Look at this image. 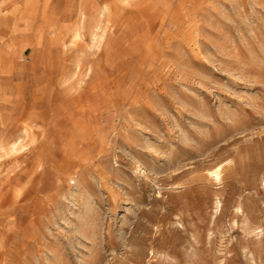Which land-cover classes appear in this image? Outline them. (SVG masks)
Instances as JSON below:
<instances>
[{
    "label": "rangeland",
    "instance_id": "1",
    "mask_svg": "<svg viewBox=\"0 0 264 264\" xmlns=\"http://www.w3.org/2000/svg\"><path fill=\"white\" fill-rule=\"evenodd\" d=\"M0 1V139L17 144L0 264H264V0H124L98 50L54 30L22 52L43 0L29 23ZM49 3L73 23L80 0Z\"/></svg>",
    "mask_w": 264,
    "mask_h": 264
},
{
    "label": "bare ground",
    "instance_id": "2",
    "mask_svg": "<svg viewBox=\"0 0 264 264\" xmlns=\"http://www.w3.org/2000/svg\"><path fill=\"white\" fill-rule=\"evenodd\" d=\"M20 1V0H19ZM23 1V0H22ZM51 0H43V6H42V9H41V11L43 12L42 13V19H43V24L42 25H38V26H34L33 25V23L32 24H30L31 26H28V27H25V29H23L22 31H21V34H22V42H24V43H22L23 45H21V47H20V51L22 52V50L24 49V47H26V46H29V45H31L32 47H38V46H40V44H41V42H42V39L43 38H45L46 37V35H48L49 34V32L50 31H52V32H54V30L55 31H57V38L59 39V40H64L67 36H69L71 39H72V41H74V40H80L82 37H84V36H86V34L89 36V38H90V40L93 42V45H94V47H96V49L100 46V41H101V37H102V30H103V28H104V24H105V22L106 21H108L109 19H113V26H115V27H119V26H121L122 24H123V22H124V20H126V19H124V18H126V16L123 14V13H120V11H119V6H123V7H127V3L126 2H124V0H80V6H78L77 7V9L75 10V15H73V18H74V21H73V23H71V24H57V22L54 20V22H50L51 20H50V17H48V15H47V12L49 11V10H47V8H48V4H50L49 2H50ZM135 1V0H134ZM154 1V0H153ZM164 1V0H163ZM1 2V1H0ZM15 2V1H14ZM13 2V3H14ZM18 2V1H17ZM155 2V1H154ZM153 3V2H152ZM123 4V5H122ZM158 4V3H157ZM125 5V6H124ZM155 5H156V3H155ZM159 5V4H158ZM158 5H156V6H158ZM55 6V5H54ZM76 6V5H75ZM136 6V5H135ZM16 7V6H15ZM14 7V8H15ZM17 7H18V5H17ZM22 7V6H21ZM38 7H39V0H24V9H25V12H24V16H25V18H26V20H28V23L29 22H33V20L35 19V17H36V10L38 9ZM56 7V6H55ZM130 7V6H129ZM8 8V7H7ZM51 8V7H50ZM49 8V9H50ZM54 8V7H53ZM57 8V7H56ZM67 8V7H66ZM55 9V8H54ZM58 9H60V8H58ZM158 9V8H157ZM23 10V9H22ZM17 11V10H16ZM19 11V10H18ZM50 11H51V9H50ZM126 11H127V9H126ZM1 12H2V10H1ZM156 12V11H155ZM3 13V12H2ZM7 13V12H6ZM22 13V12H21ZM49 13V12H48ZM127 14L128 13H130V14H132V16H134V11H130L129 10V12H126ZM50 14H52V13H50ZM49 14V15H50ZM155 14V13H154ZM18 15V14H17ZM56 15V14H55ZM59 15V14H58ZM65 15V14H64ZM64 15H63V17H64ZM153 15V14H152ZM67 16V15H66ZM151 16V15H150ZM61 17V16H60ZM59 17V18H60ZM61 19L62 18H60V21H61ZM18 20V19H17ZM59 20V19H58ZM57 20V21H58ZM72 20V19H71ZM60 21H58L59 23H60ZM39 22V21H38ZM50 22V23H49ZM27 23V24H28ZM42 23V22H41ZM109 23V22H108ZM126 23V22H125ZM24 24V23H23ZM37 24V23H36ZM35 24V25H36ZM1 25H2V23H1ZM20 25V24H19ZM29 25V24H28ZM112 25V24H111ZM17 26V25H16ZM22 26V25H21ZM133 26V25H132ZM4 27V26H3ZM11 27V26H10ZM14 27V26H13ZM7 28H9V27H7ZM17 28H20V27H17ZM10 29V28H9ZM120 29V28H119ZM11 30H12V28H11ZM127 30H129V29H127ZM121 32V31H120ZM11 33V32H10ZM120 34V33H119ZM125 34V33H124ZM107 35V34H106ZM20 36V35H19ZM88 36H87V38H88ZM12 38V37H11ZM53 39V38H52ZM11 40V39H10ZM105 40V39H104ZM14 41H15V38H14ZM84 41V40H83ZM13 42V41H12ZM45 43H46V41H44ZM85 43V42H84ZM111 43V42H110ZM116 43V42H115ZM1 44V43H0ZM14 46H16L17 45V43H16V45L15 44H13ZM42 46V45H41ZM109 46V45H108ZM111 47H114V46H111ZM29 49V48H28ZM42 49V48H41ZM43 49H45V48H43ZM101 49V48H100ZM108 49H109V47H108ZM117 49V48H116ZM11 50V49H10ZM98 50V49H97ZM5 51H6V49H5ZM35 51H37V50H35ZM34 51V52H35ZM106 51V50H105ZM29 52H30V50H29ZM110 52H111V50H110ZM117 52V51H116ZM127 52V51H126ZM7 53V52H6ZM13 53V52H12ZM14 54V53H13ZM13 54H12V56H13ZM76 54V53H75ZM16 55V54H15ZM73 55V54H72ZM87 55V54H86ZM126 55V54H125ZM94 56V55H93ZM99 56V55H98ZM11 57V56H10ZM72 57H74V56H72ZM71 57V58H72ZM103 57V56H102ZM99 58V57H98ZM2 59V58H1ZM68 59V58H67ZM22 60V59H21ZM71 60V59H70ZM70 60H69V62H70ZM73 60V59H72ZM72 60H71V62H72ZM100 60V59H99ZM103 60V59H102ZM119 60V59H118ZM11 61H13V60H11ZM10 61V62H11ZM33 61V60H32ZM113 61V60H112ZM9 62V63H10ZM17 62V61H16ZM75 62V61H74ZM31 63V62H30ZM102 63V62H101ZM119 63V62H118ZM85 64V63H84ZM15 65V64H14ZM1 66V65H0ZM109 66H111V65H109ZM117 66V65H116ZM92 67V66H91ZM104 67V66H103ZM94 68V67H93ZM102 68V67H101ZM100 68V69H101ZM113 68H114V66H113ZM65 69V68H64ZM85 69V68H84ZM95 69V68H94ZM1 70V69H0ZM8 70V69H7ZM66 70V69H65ZM90 70V69H89ZM2 71V70H1ZM4 71V70H3ZM59 71V70H58ZM88 71V70H87ZM86 71V72H87ZM93 73V72H92ZM64 75H65V73H64ZM70 75V74H69ZM92 75H94V74H92ZM90 76V75H89ZM5 77V76H4ZM91 77V76H90ZM1 78V77H0ZM7 78V77H6ZM69 80V79H68ZM64 81V80H63ZM1 83V82H0ZM63 84H65V83H62V85ZM67 84V83H66ZM59 85V84H58ZM61 85V84H60ZM61 87H63V86H61ZM65 87V86H64ZM70 88V87H69ZM2 92V91H1ZM1 94H3V93H1ZM5 96H7V95H5ZM3 97V96H2ZM3 101H4V99H3ZM20 104V103H19ZM24 104V103H23ZM22 104V105H23ZM78 104V103H77ZM13 105H14V103H13ZM25 106V105H24ZM29 106V105H28ZM6 107V106H5ZM31 107V106H30ZM36 107V106H35ZM81 107V106H80ZM28 108V107H27ZM33 108V107H32ZM19 109V108H18ZM22 109V108H21ZM26 109V108H25ZM29 109V108H28ZM3 110V109H2ZM12 110V109H11ZM13 110H14V107H13ZM27 110V109H26ZM33 110V109H32ZM20 111V110H19ZM19 111H16V112H18L17 114H19ZM30 112H31V110H29ZM39 111V110H38ZM79 111V109L78 110H76V112H78ZM15 112V113H16ZM1 113V112H0ZM11 113V112H10ZM12 113H14V111H12ZM11 113V114H12ZM22 113V112H21ZM40 113V112H39ZM5 114V113H4ZM27 114H28V112H27ZM32 114V113H31ZM30 114V115H31ZM43 114V113H42ZM13 115V114H12ZM0 116H1V114H0ZM13 116H15V115H13ZM79 116V115H78ZM3 118L5 117V116H2ZM1 117V118H2ZM1 118H0V124H4V122H6L7 120L9 121V119L11 118V117H8L9 119H2L1 120ZM15 118V117H14ZM12 119V118H11ZM10 119V120H11ZM27 118L25 117V120H26ZM33 119H35V117L33 118ZM59 119V118H58ZM14 120V119H13ZM80 120V119H79ZM12 121V120H11ZM11 121H9L10 123H11ZM15 121V120H14ZM13 121V122H14ZM12 122V123H13ZM19 122V128H20V132H19V134L20 133H23L25 136L27 135V133H28V122L27 123H24V121L23 120H18L17 121V123ZM84 122V121H83ZM11 123V124H12ZM7 124H9V123H7ZM6 124V125H7ZM34 124H36V123H34ZM40 124V123H39ZM13 125V124H12ZM1 127L3 126V125H0ZM8 126V125H7ZM6 126V128H9V127H7ZM9 126H11L10 124H9ZM31 127V126H30ZM18 128V129H19ZM11 129H16V128H11ZM33 129V128H32ZM36 129V128H35ZM42 129V128H41ZM3 130V129H2ZM10 130V129H9ZM17 130V129H16ZM11 131V130H10ZM17 131H19V130H17ZM16 131V132H17ZM32 131V130H31ZM11 132H13V131H11ZM66 132V131H65ZM2 133H4V132H2ZM7 133V132H6ZM13 133H15V131L13 132ZM13 133H11V134H13ZM31 133V132H30ZM29 133V134H30ZM59 133H61V132H59ZM17 134H18V132H17ZM36 134V133H35ZM6 135V134H5ZM61 135V134H60ZM28 136V135H27ZM30 136V135H29ZM31 136H33V135H31ZM36 136V135H35ZM7 137V136H6ZM2 138V139H0V157L3 155V154H5L6 155V153H8L9 151H13V150H15V149H17L16 148V140L14 141L12 138H10L9 136V138L7 137V138ZM12 137V136H11ZM14 137V136H13ZM15 137H17V136H15ZM14 137V138H15ZM39 137V136H38ZM40 138V137H39ZM24 139V138H23ZM34 139V138H33ZM58 139V138H57ZM25 140V139H24ZM31 139H29V141H30ZM60 140H64V139H60ZM33 141V140H32ZM32 141H30V142H32ZM25 142V141H24ZM18 143V142H17ZM33 146V145H32ZM23 148V147H22ZM22 151V150H21ZM17 152V151H16ZM16 152H14V153H16ZM19 152V151H18ZM24 152V151H23ZM11 154H13V153H11ZM10 155V154H9ZM13 157V156H12ZM15 157V156H14ZM7 159V158H6ZM5 159V160H6ZM37 159V158H36ZM8 160V159H7ZM40 164V163H39ZM224 167V166H223ZM32 169V168H31ZM38 169V168H37ZM222 167H221V165H218V166H216V167H214V168H211V169H209V170H207V172H206V174H207V176L209 177L208 179H211L213 182L215 181V182H219V184H220V180H221V173H222ZM37 172V171H36ZM40 172V171H39ZM4 173V172H3ZM34 173H35V171H34ZM211 181V182H212ZM218 184V183H217ZM5 185V184H4ZM8 185V184H7ZM261 185H263V187H264V179L263 180H261ZM3 186V185H2ZM8 187H9V185H8ZM262 188V187H261ZM7 190H9V188L7 189ZM18 190V189H17ZM20 193V192H19ZM21 194V193H20ZM3 196H1V198H2ZM9 197V196H8ZM217 199V198H216ZM215 199V200H216ZM220 200H216V201H214V203H216V207L217 208H219L220 207V205H222V204H220ZM5 206V205H4ZM221 208V207H220ZM240 209V207L239 206H237V210H239ZM2 210V209H1ZM216 210V209H215ZM239 212H240V210H239ZM215 214H217L216 213V211H215ZM255 229V228H254ZM257 229V228H256ZM255 232V231H254ZM258 232V231H257ZM150 252V251H149ZM150 255H152V254H150Z\"/></svg>",
    "mask_w": 264,
    "mask_h": 264
}]
</instances>
